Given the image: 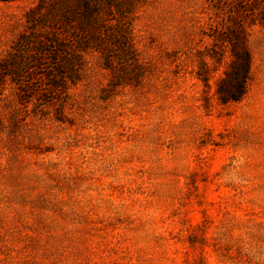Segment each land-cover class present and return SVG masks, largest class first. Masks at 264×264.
<instances>
[{
    "label": "rangeland",
    "instance_id": "obj_1",
    "mask_svg": "<svg viewBox=\"0 0 264 264\" xmlns=\"http://www.w3.org/2000/svg\"><path fill=\"white\" fill-rule=\"evenodd\" d=\"M218 2L111 12L116 74L91 51L75 82L51 60L0 77V264H264L261 4ZM52 3L0 0V64ZM235 21L249 77L221 103Z\"/></svg>",
    "mask_w": 264,
    "mask_h": 264
},
{
    "label": "trees",
    "instance_id": "obj_2",
    "mask_svg": "<svg viewBox=\"0 0 264 264\" xmlns=\"http://www.w3.org/2000/svg\"><path fill=\"white\" fill-rule=\"evenodd\" d=\"M65 1H68L66 10L59 11V8L64 7ZM217 1L222 3L226 0ZM52 2L46 8L38 6L36 16H27L29 27L17 40L11 59L1 62L0 77L14 70L15 63L20 60L24 59L25 65H39L38 68L48 64L47 60H51L49 64L55 65L56 69L47 70L46 67L47 72L50 73L49 77L59 79L63 74H67L70 75V80L72 78L75 82V76L83 72L85 56L91 51L99 52L103 59L104 69L116 74L111 51L115 46L106 47L103 40L107 36L105 31L109 27L113 28L120 24H117V21L112 23L109 15L111 12L121 13L122 10H126V7L132 10L136 0H52ZM260 4L259 2H255L254 5L250 4L253 10L248 9L245 15L251 14L252 18L257 17V20L264 22V0H260ZM55 11H58L59 15L58 19L51 24L52 28H41L40 22L45 26V22ZM54 17H56L55 13ZM235 24H238L237 21ZM229 40L232 60L227 72L224 73V78L215 89L221 103L240 100L245 94L249 77V55L243 46L239 24L229 32ZM14 76L17 80L22 78L21 75Z\"/></svg>",
    "mask_w": 264,
    "mask_h": 264
}]
</instances>
